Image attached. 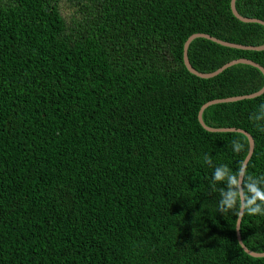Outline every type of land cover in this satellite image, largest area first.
Listing matches in <instances>:
<instances>
[{"label":"trees","instance_id":"16d2710c","mask_svg":"<svg viewBox=\"0 0 264 264\" xmlns=\"http://www.w3.org/2000/svg\"><path fill=\"white\" fill-rule=\"evenodd\" d=\"M70 2L67 24L58 0H0V264H264L238 244V217L217 211L225 185L211 178L244 163L248 140L198 122L207 102L260 91L263 75L235 65L200 79L183 63L192 35L260 47L264 26L237 20L231 0ZM235 9L264 22V0ZM187 57L202 74L238 59L264 69V50L202 38ZM260 103L264 93L202 114L251 136L255 177ZM239 231L264 253V216L244 215Z\"/></svg>","mask_w":264,"mask_h":264},{"label":"clouds","instance_id":"9594fccd","mask_svg":"<svg viewBox=\"0 0 264 264\" xmlns=\"http://www.w3.org/2000/svg\"><path fill=\"white\" fill-rule=\"evenodd\" d=\"M249 119L257 124L260 131H264V103L257 106ZM241 147L238 141L232 142L234 152H240ZM204 161L211 165V156L206 154ZM211 178L214 184L222 182L225 185L220 189L217 211L222 214L232 212L239 218L244 215L264 216V176L248 174L246 165L241 162L235 172L227 165L216 166Z\"/></svg>","mask_w":264,"mask_h":264},{"label":"water","instance_id":"95a60500","mask_svg":"<svg viewBox=\"0 0 264 264\" xmlns=\"http://www.w3.org/2000/svg\"><path fill=\"white\" fill-rule=\"evenodd\" d=\"M235 2H236V0H231L230 9H231V12H232L233 16L237 20H239L240 22H243V23H256V24H260V25L264 26V22L263 21L256 20V19H245V18L241 17L237 13V11L235 9ZM199 38L209 40V41H211V42H213L215 44H218L220 46H223V47L238 48V49L251 50V51H263L264 50V45H262L260 47H243V46H239V45H235V44L222 42V41H220L218 39H215V38H213L211 36H208V35L195 34V35L190 36L186 40L184 45H183V63H184L185 68L187 69V71L190 74H192V75H194V76H196V77H198L200 79H210V78H213V77L219 75L223 71H225L228 68H231V67H233L235 65H247V66H251V67H254V68L258 69L262 73L263 78H264V69L260 65L254 63V62H252L250 60H246V59H238V60L231 61V62L225 64L224 66H222L221 68H219L218 70H216L213 73L202 74V73L197 72L196 70H194L192 68V66L190 65V63L188 61L187 51H188V48H189L190 44L195 39H199ZM263 93H264V85H263V87H262V89L260 91L254 93V94H251V95L241 96V97H233V98H227V99H220V100H213V101L207 102L206 104H204L201 107V109L199 110V113H198V122H199V124L201 125V127L203 129H205L208 132H211V133H229L230 132V133H240V134L245 135V137L247 138L248 143H249L248 155H247V157H246V159L244 160V163H243L246 166H247V164H248V162H249V160H250V158L252 156L253 148H254V142H253L251 136L249 134L245 133L244 131L238 130V129H213V128H209V127L205 126V124L203 123L202 114H203L204 110H206L210 106L218 105V104L234 103V102H238V101H241V100L254 99L256 97L261 96ZM240 223H241V218L238 217L237 223H236V237H237L238 244L240 245L242 250L247 255H249V256H251L253 258H264V253H262V254L253 253V252H251V251H249L248 249L245 248V246L242 243L241 236H240V231H239Z\"/></svg>","mask_w":264,"mask_h":264},{"label":"rangeland","instance_id":"374dc122","mask_svg":"<svg viewBox=\"0 0 264 264\" xmlns=\"http://www.w3.org/2000/svg\"><path fill=\"white\" fill-rule=\"evenodd\" d=\"M58 8L61 17L69 24L75 16V9L72 7L70 0H58Z\"/></svg>","mask_w":264,"mask_h":264}]
</instances>
